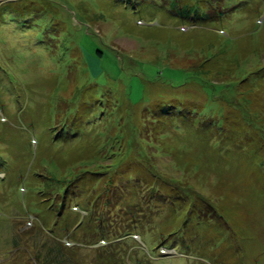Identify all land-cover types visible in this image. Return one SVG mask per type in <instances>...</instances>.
<instances>
[{"label": "rangeland", "instance_id": "374dc122", "mask_svg": "<svg viewBox=\"0 0 264 264\" xmlns=\"http://www.w3.org/2000/svg\"><path fill=\"white\" fill-rule=\"evenodd\" d=\"M175 1L0 0V264H264V0H207L215 17L195 22ZM208 33L249 53L245 78L208 69L234 84L222 112L179 98L197 94ZM93 82L110 88L80 116ZM104 142L135 146L144 170L114 185ZM108 233L111 247L93 243Z\"/></svg>", "mask_w": 264, "mask_h": 264}, {"label": "trees", "instance_id": "16d2710c", "mask_svg": "<svg viewBox=\"0 0 264 264\" xmlns=\"http://www.w3.org/2000/svg\"><path fill=\"white\" fill-rule=\"evenodd\" d=\"M202 3H203L202 10L199 8L200 4H198V8L195 10V9H193V7L195 6L196 3H194L193 0H176L174 2V4H181V5L186 4L187 7L192 8V11H188V13H186V12L180 13L181 11L178 10V15L184 16L185 19H191V17H193V14H194V17L192 18V20H193V22H195L196 18H198V17L200 18L199 14H201L204 9H205V14H207L209 19H213L216 15V14H214V13H216V11L210 12V10L213 8H211V5L207 4V0H203ZM175 7H176V5H175ZM193 22H191V23H193ZM198 36H200L201 38L200 37L195 38L196 42L197 41L199 42L201 40V44H204V47H202L201 49H198V50H200V56H197L195 60L193 58V60H194L193 65H194V67L197 68V71L194 73L195 77H193L194 75L191 76L192 77L191 81L194 80L193 85L196 87V89H198L197 94L191 96L188 99H187V97H183V96L179 97V98H181L183 100L185 106L190 105L192 109L198 108L200 111L205 110L206 109L205 107H208L207 105L210 104L209 106L213 105V107H215L217 110H220V106L215 104V102L218 103L217 100L218 101L221 100L223 102L222 104H225L226 103L225 101H227V100H225V97L228 98V96L226 93L222 94V90L224 92V89L226 87L232 88V86L234 84L232 82H227L228 80L222 81V79L228 78L226 75L223 74V72H219V75L223 74L220 77L219 76L218 77L212 76L211 72H209V70H208L209 67L211 66V64L212 65L216 64L220 68L225 69V67H230V64H231L232 67H234L238 70V74H237L238 78H240V77L245 78L246 75L244 76V74H241L242 73L241 70L243 69L241 67V65H247L248 64L249 59L246 58L247 57L246 55H248L249 53L246 51L245 48H242V46H244V45L239 46V44H236V45L230 46L228 43H226L225 40L224 41L222 40V39H226V38H223V37L217 35L216 33H210V34L208 33V34H206V36H204V35H198ZM206 37H207V39H205ZM188 41H189V39H187V41L185 42L186 43L185 45H189V44H187ZM260 44H258V45H260ZM203 49H206V50H203ZM190 50L195 52V49H190ZM187 51H189V50H187ZM188 63H189V61H188ZM65 67H67V66H65ZM262 73L264 74V71ZM197 76H199L200 79H198ZM260 76H262V75L260 74V72L258 70L256 71V68L254 67V68H252V70H250V73L248 74L247 78L244 80L245 81H248V80H251V81L254 80L255 81L258 78H260ZM217 78L218 79L220 78V80L222 82H220V83L217 82V84L214 85L213 81H215ZM244 80L241 79L240 81H244ZM108 85L106 86V88H108ZM89 87H91L93 89V91H94L93 94H89V92H88ZM106 88L100 86L98 82H93L90 86H87L86 91L83 90L82 94L81 93L78 94V97L75 98V102H77L76 109H75L76 113L80 116H84L91 104L96 103V105H98L100 102H102L103 98H106V94H105V91H107ZM109 88H110V85H109ZM99 92H101V94L103 95L102 97H100V95H98ZM107 94H109V93L107 92ZM219 95H221L223 97L224 101L222 100V98L220 99ZM98 97H100V100H98L99 99ZM212 99H215L216 101H212ZM168 101L172 102L173 100L169 99ZM199 101H202V103L204 101H211V103H209V102H208V104L206 103L207 105H205V107L201 106V104H200L201 107H194V105L196 103H199ZM106 103H107V101H106ZM156 104L157 103H151L149 105H146L142 102V103H140L139 108L144 109L142 111L143 112L142 114H145L146 112H148V113L154 112L155 115H157L159 113L157 118L159 120H165V117H168V115H166V112L163 110L166 105H164V107H163L161 105L158 106ZM169 104H171V103H169ZM169 104H167V105H169ZM177 104H181V103H177ZM142 106H144V107H142ZM156 107H158V108H156ZM75 125H77V126H75ZM75 125L73 126L75 128L74 131H77L76 133L79 134V132L81 130V126H78V124H75ZM148 125H149V128L152 127L153 128L152 130H154V131L158 128L157 126H155L154 123H149ZM103 134H104V131L99 132V136L103 137ZM75 139L76 138H72V141H70L68 143V145H73L74 144L73 141ZM93 145H94V143H93ZM65 147H67V146H65ZM107 147H108L107 143L104 142L100 146V148H98L99 158H101V159L107 158L109 160V162H108L109 164H111L114 160V162H118L119 165L117 166V168L113 172V175H114L113 181L111 179H108L109 175L107 173H94L93 174L97 178H100L101 181L104 180L105 183L106 182L108 183V181L110 182V180H111V182H113L114 185L117 186L119 183H123V182L126 183V182L132 181L130 179L127 181H124V179L126 180V178H129L130 175H132L133 173L140 171L139 169H141L142 171L144 170L141 165L140 166L137 165L138 162L136 159L137 158L136 155L138 153L136 151L135 146H134V150L133 149L129 150L128 148H131L130 145L124 144L123 147L121 148V151H119L118 153H115V152H109L108 153ZM90 179H93V178L91 177ZM77 182H75L72 185L73 186L72 193L75 191V189H77L76 188L78 186ZM80 182H81V180H80ZM86 192L88 193L90 191L86 190ZM80 195L82 197L84 196L83 198L87 201V203L90 202V204H91L90 206H94V205L98 206V204L96 202L97 200L94 201L93 199L90 200L88 198L89 193L87 195H83V194H80ZM109 234L110 233L106 234L104 237H101L100 239H96L95 242H93V243L100 244L99 242L105 241V242H107L106 246L111 247L112 243H113L112 239L114 238V236L111 234L112 237H110ZM129 234L130 233H128V235ZM107 237H110V238L107 239ZM124 239L125 238L122 237L120 240L123 241ZM106 246H104V247L107 248ZM122 249H123V246H122ZM112 251H113V249H112ZM102 254H103V252H102ZM101 258H104V257H101Z\"/></svg>", "mask_w": 264, "mask_h": 264}, {"label": "crops", "instance_id": "0c3cea01", "mask_svg": "<svg viewBox=\"0 0 264 264\" xmlns=\"http://www.w3.org/2000/svg\"><path fill=\"white\" fill-rule=\"evenodd\" d=\"M197 37H200V36H197ZM197 37H196V38H197ZM200 38H201V37H200ZM205 39H207V37H206ZM222 40H223V39H222ZM246 40L248 41L249 44H252V45L255 44V43H254L253 36L248 37ZM242 43H243V41H242L241 43H239V46H241ZM259 46H261L262 49L264 50V38H262V42H261V44H260Z\"/></svg>", "mask_w": 264, "mask_h": 264}, {"label": "built area", "instance_id": "2783aa9c", "mask_svg": "<svg viewBox=\"0 0 264 264\" xmlns=\"http://www.w3.org/2000/svg\"><path fill=\"white\" fill-rule=\"evenodd\" d=\"M161 253L164 254V253H168V252H167V250L162 249V250H161ZM169 253H170V252H169ZM171 254H172V253H171ZM174 254H176V253H174Z\"/></svg>", "mask_w": 264, "mask_h": 264}, {"label": "clouds", "instance_id": "9594fccd", "mask_svg": "<svg viewBox=\"0 0 264 264\" xmlns=\"http://www.w3.org/2000/svg\"><path fill=\"white\" fill-rule=\"evenodd\" d=\"M6 1H8V0H6ZM161 253V252H160ZM176 255V254H175Z\"/></svg>", "mask_w": 264, "mask_h": 264}]
</instances>
